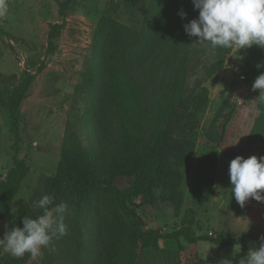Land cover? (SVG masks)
Here are the masks:
<instances>
[{
	"label": "rangeland",
	"instance_id": "1",
	"mask_svg": "<svg viewBox=\"0 0 264 264\" xmlns=\"http://www.w3.org/2000/svg\"><path fill=\"white\" fill-rule=\"evenodd\" d=\"M64 1L6 0L7 12L0 15V87L4 98L8 99L28 75L35 77L20 106V158L31 172L11 210L0 219V238L22 210L37 211L33 201L44 195L46 179L56 176L66 145L77 144L93 159H104L102 166L108 167L121 144L123 127L115 105L110 102L107 108L110 130L105 140L97 138L90 123L93 106L106 86L99 78L110 81L116 77L129 91L142 89L146 102H152L135 104L136 122L145 139L149 140L148 132L156 125L147 127L140 115L157 108L165 113L176 101L177 114L166 125L165 133L194 145L178 169L183 197L180 218L174 216L170 205L128 202L143 219L144 230L169 235L182 229L183 216L194 209L193 236H264V202L249 199L241 207L231 196L228 175L230 161L237 156L264 155V147H257L251 139L264 101L258 100L259 90H252L260 75L253 70L260 48L239 51L195 44L197 38H189L183 27L199 15L192 0H74L63 18L59 11ZM181 10L187 19L180 18ZM56 25L62 28L51 48L49 36ZM117 25L128 28L131 38L141 35V39L132 50L112 54L106 68L99 64L98 53L111 44L113 26ZM125 34L119 36L122 44L128 43ZM242 75L246 80H241ZM99 80L101 87L96 86ZM174 81L176 91L170 89ZM14 142L9 112L0 105V182L13 166ZM173 169L176 171V160ZM166 192L163 185L156 184L151 195L158 199ZM66 204L67 235L54 238L49 247L41 249L37 260L25 254L17 258L18 264H104L110 258L106 242L124 216L113 195L90 190L79 197L75 207ZM160 247L159 251L139 248L133 264H221L223 260L238 264L247 254L241 247L236 254L235 246L205 241L191 245L184 238L179 243L163 241Z\"/></svg>",
	"mask_w": 264,
	"mask_h": 264
},
{
	"label": "trees",
	"instance_id": "2",
	"mask_svg": "<svg viewBox=\"0 0 264 264\" xmlns=\"http://www.w3.org/2000/svg\"><path fill=\"white\" fill-rule=\"evenodd\" d=\"M74 0H65L61 5L59 14L65 18ZM61 25H56L49 36L50 46L53 48L54 40L61 29ZM114 35L111 44L100 48L98 60L99 64L108 67L109 58L114 53L133 49L141 39V35L132 37L130 30L126 27L113 26ZM123 33L128 35V43L122 44L119 36ZM134 39V40H133ZM253 63L255 74L264 72V67L257 68L258 64H264V50L255 53ZM154 70L152 71V73ZM96 78L99 74L95 72ZM34 75H28L18 86H16L5 99L0 87V105L9 112L11 132L15 136L13 144V166L7 173L5 181L0 182V219H3L11 210L14 200L20 192L23 183L30 175L29 165L20 158V145L22 142L20 106L25 96L30 91ZM106 86L102 90L100 101L94 104L91 113V127L96 132L97 138L101 141L109 132L110 117L107 111L108 106L113 103L118 111L119 123L123 124L121 131V144L119 149L112 153L107 168L103 167L104 159L95 160L90 155L84 153L77 144L66 145L62 162L60 163L56 176L48 178L44 182V195H50L55 203H68L75 207L76 203L85 192L90 190H103L113 195L116 203L123 213L121 224L113 229L107 239L106 246L110 258L104 264H133L139 248L159 251L163 241L180 242L181 238L189 244H197L201 241L211 242L221 247L239 246L247 251L255 245L259 247V239L250 235H239L235 238H225L223 236L213 237L210 235L193 236L192 228L196 224V211L190 209L181 220L182 229L169 235H161L156 231H145L143 219L128 207V202L139 201L142 206L170 205L174 216L181 217L183 207V197L180 191V180L178 169L182 166L184 154L192 153L194 145L187 139H173L165 133L166 125L177 114L176 101L168 108L165 113H160L159 108L153 113L145 112L141 114V121L149 128H156L151 133L150 138L145 139L140 132V125L136 122L135 104L144 100L146 94L142 89L121 86L119 77L112 78L110 81L103 80ZM96 86L101 87V81ZM150 80L152 78L150 77ZM146 86H148L146 84ZM171 90L176 91V81L172 82ZM178 90V89H177ZM112 100V101H111ZM152 103V102H150ZM147 103V104H150ZM264 101L260 103V117L257 127L252 134L256 144L264 147ZM256 144H252L256 145ZM264 157V155L260 156ZM176 160V171L173 169V161ZM102 166V167H101ZM101 167L100 169H96ZM156 184L166 188V194L155 199L151 195V190L155 189ZM42 197V196H41ZM42 214V210H27L20 212L12 224V227H23L22 220L25 216L36 218ZM183 245H180L182 247ZM20 259L13 258L8 254L0 255V264H18ZM199 264H206L200 262Z\"/></svg>",
	"mask_w": 264,
	"mask_h": 264
},
{
	"label": "clouds",
	"instance_id": "3",
	"mask_svg": "<svg viewBox=\"0 0 264 264\" xmlns=\"http://www.w3.org/2000/svg\"><path fill=\"white\" fill-rule=\"evenodd\" d=\"M192 4L199 15L183 27L189 38H197L195 44L239 51L253 46L264 49V0H192ZM6 12V0H0V15ZM178 15L182 20L187 19L182 10ZM262 67L264 64L257 65ZM252 90H259L258 100H264V72L255 79ZM228 175L231 196L241 207L249 199L264 202V157L237 156L230 161ZM33 207L42 210V214L36 218L25 216L22 228L6 230L0 238V255L21 258L28 254L37 260L42 256V248L49 247L54 238L67 235L65 202L56 204L52 196L43 195L33 201ZM259 240V247H250L238 264H264V236ZM240 249V245L239 248L235 245L234 252L238 254ZM221 264H233V261L223 260Z\"/></svg>",
	"mask_w": 264,
	"mask_h": 264
},
{
	"label": "built area",
	"instance_id": "4",
	"mask_svg": "<svg viewBox=\"0 0 264 264\" xmlns=\"http://www.w3.org/2000/svg\"><path fill=\"white\" fill-rule=\"evenodd\" d=\"M240 78L241 80H246V75H242Z\"/></svg>",
	"mask_w": 264,
	"mask_h": 264
}]
</instances>
